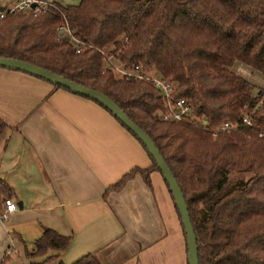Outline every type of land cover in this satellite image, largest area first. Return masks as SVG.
<instances>
[{"label": "trees", "instance_id": "1", "mask_svg": "<svg viewBox=\"0 0 264 264\" xmlns=\"http://www.w3.org/2000/svg\"><path fill=\"white\" fill-rule=\"evenodd\" d=\"M63 24L84 41L83 50H76L71 37L58 39ZM105 50L123 66L156 69L175 85L174 97L189 98L210 126L224 118L240 121L252 109L253 125L212 135L198 124L163 120L159 113L165 102L153 82L118 75ZM0 56L29 61L104 92L152 137L184 195L199 264H264V134L258 135L264 130V87L253 91L230 69L240 60L264 73V0L53 1L45 11H10L0 18ZM102 106L152 159L150 166L132 168L108 189L121 188L136 173L151 184V172L161 173L153 155ZM7 127L0 117V138ZM14 195L0 178V209ZM71 240V234L45 227L27 255L45 256L42 264H66L60 252ZM8 259L5 254L0 264ZM71 264L102 263L88 253Z\"/></svg>", "mask_w": 264, "mask_h": 264}, {"label": "crops", "instance_id": "2", "mask_svg": "<svg viewBox=\"0 0 264 264\" xmlns=\"http://www.w3.org/2000/svg\"><path fill=\"white\" fill-rule=\"evenodd\" d=\"M0 117L8 123L0 138V178L12 186L16 204L23 203L7 219L0 216V260L7 254L6 264H42L45 256L27 252L51 227L72 235L60 252L66 264L88 253L102 264H188L183 227L158 170L151 184L136 173L108 189L152 159L102 105L0 67Z\"/></svg>", "mask_w": 264, "mask_h": 264}, {"label": "built area", "instance_id": "3", "mask_svg": "<svg viewBox=\"0 0 264 264\" xmlns=\"http://www.w3.org/2000/svg\"><path fill=\"white\" fill-rule=\"evenodd\" d=\"M8 0H0V18H3L10 11L18 10H35V11H45L48 9L49 5L53 4L51 0H12L10 4L6 2ZM36 5L33 6V3ZM58 39L71 37L75 44L76 50L79 52L84 49V41L73 36L70 27L67 24L59 25L57 28ZM105 59L108 60L111 68L116 71L120 76L126 77H138L143 79H148L153 82V86L159 90L162 99L165 102L164 108L160 111L159 115L163 120H176L183 121L191 124L201 125L204 129L209 131L212 135H216L219 132H228L235 130L243 125H253L251 118V111L244 112L240 121H234L229 118L222 119L217 125L210 126L206 120H203L201 116L197 115L193 111V106L189 98L187 97H174L175 85L170 80L163 78L161 76L153 77L148 74L141 64H134L133 66H123L122 64L116 63L108 52H104ZM264 130L259 129L258 135H263ZM4 206L0 209V216L7 219L9 214L14 211L17 207L16 201L13 197H6L4 199ZM44 264H49L45 262ZM50 264H57L55 262Z\"/></svg>", "mask_w": 264, "mask_h": 264}, {"label": "water", "instance_id": "4", "mask_svg": "<svg viewBox=\"0 0 264 264\" xmlns=\"http://www.w3.org/2000/svg\"><path fill=\"white\" fill-rule=\"evenodd\" d=\"M35 5L36 2L33 3V6ZM3 8L4 6L0 7V9ZM66 38L68 39L69 37ZM0 67L22 70L47 79L50 82L66 86L76 93L91 97L107 107L114 115H116L122 122H124L127 127L131 129L147 146L149 152L153 155V158L158 168L160 169L163 178L169 186L172 197L174 199V203L176 204L181 217V222L186 238L188 264H199L196 236L190 220L184 195L170 167L164 160L152 137L141 126H139L112 98H110L107 94L100 90L86 87L83 84L78 83L75 80L68 79L65 76L58 74L52 70L15 57L0 56ZM17 205L22 207V201H18Z\"/></svg>", "mask_w": 264, "mask_h": 264}, {"label": "rangeland", "instance_id": "5", "mask_svg": "<svg viewBox=\"0 0 264 264\" xmlns=\"http://www.w3.org/2000/svg\"><path fill=\"white\" fill-rule=\"evenodd\" d=\"M51 1H58V2H62L63 4L79 2V0H51ZM6 2L11 4L13 1L12 0H8ZM107 47L109 49L112 48L113 47V43L108 44ZM112 59L116 63L121 64L114 57H112ZM230 69L236 71L241 76L246 78L253 85V91H256L260 87H264V73H262L261 71L251 67L250 65H248V64H246V63H244V62H242L240 60H235L233 62V64L230 66ZM148 74L153 76V77L159 76V72L156 69L150 70L148 72ZM53 262L54 261H48L49 264L53 263Z\"/></svg>", "mask_w": 264, "mask_h": 264}]
</instances>
